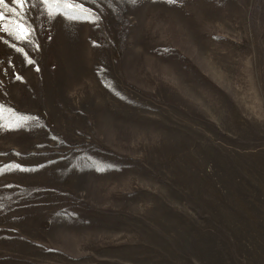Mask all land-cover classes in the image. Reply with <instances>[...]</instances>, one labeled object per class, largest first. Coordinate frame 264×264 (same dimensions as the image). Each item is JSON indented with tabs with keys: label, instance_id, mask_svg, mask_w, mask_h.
<instances>
[{
	"label": "rangeland",
	"instance_id": "374dc122",
	"mask_svg": "<svg viewBox=\"0 0 264 264\" xmlns=\"http://www.w3.org/2000/svg\"><path fill=\"white\" fill-rule=\"evenodd\" d=\"M77 2L0 31V264H264V0Z\"/></svg>",
	"mask_w": 264,
	"mask_h": 264
},
{
	"label": "snow or ice",
	"instance_id": "6c2138e0",
	"mask_svg": "<svg viewBox=\"0 0 264 264\" xmlns=\"http://www.w3.org/2000/svg\"><path fill=\"white\" fill-rule=\"evenodd\" d=\"M31 0H12L17 7H10L6 0H0V31H5L15 39L30 41L33 30L26 22L25 5ZM46 9L50 18H55L58 14L70 21L90 20L95 22L99 19L93 15L90 9L83 6L77 0H39ZM178 0H169V3H177ZM11 14L15 19H6ZM32 63V61H29ZM19 78V77H18ZM3 108L0 106V111ZM25 121L27 118H24ZM21 123L9 124L6 127H19ZM18 167V166H17Z\"/></svg>",
	"mask_w": 264,
	"mask_h": 264
}]
</instances>
